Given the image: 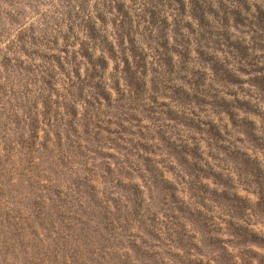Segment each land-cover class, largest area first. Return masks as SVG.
<instances>
[{
    "label": "rangeland",
    "instance_id": "374dc122",
    "mask_svg": "<svg viewBox=\"0 0 264 264\" xmlns=\"http://www.w3.org/2000/svg\"><path fill=\"white\" fill-rule=\"evenodd\" d=\"M0 264H264V0H0Z\"/></svg>",
    "mask_w": 264,
    "mask_h": 264
}]
</instances>
